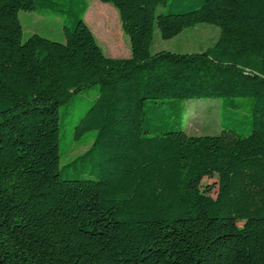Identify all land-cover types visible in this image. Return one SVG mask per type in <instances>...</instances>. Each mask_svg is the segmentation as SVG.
<instances>
[{"label":"trees","instance_id":"1","mask_svg":"<svg viewBox=\"0 0 264 264\" xmlns=\"http://www.w3.org/2000/svg\"><path fill=\"white\" fill-rule=\"evenodd\" d=\"M99 1L129 58L103 53L90 0H0V264H264V0ZM20 11L61 18L65 43L24 42ZM200 24L220 29L206 51L151 53L156 29ZM220 98L222 133L188 135L185 103Z\"/></svg>","mask_w":264,"mask_h":264},{"label":"rangeland","instance_id":"2","mask_svg":"<svg viewBox=\"0 0 264 264\" xmlns=\"http://www.w3.org/2000/svg\"><path fill=\"white\" fill-rule=\"evenodd\" d=\"M103 6V7H101ZM104 9V15H99L98 9ZM19 19L23 29V41H27L34 35H40L55 42L65 43L63 33V21L61 18L47 13L20 11ZM85 21L93 32L98 45L103 53L110 58H129L131 45L129 37L124 33L118 11L110 4H104L99 0H90L89 11ZM116 33V35H114ZM220 29L217 26L200 24L186 29L179 36L171 40H163L156 29L151 53L170 51L176 53H201L213 46L219 39ZM99 87L94 85L82 92L88 99H93L98 94ZM226 98L211 100H189L186 106L185 132L192 136H217L222 133L220 119L222 106ZM242 103L241 112L249 115L254 98H236ZM86 102H80L74 110V121H77L86 111ZM96 131L85 132L74 142L70 153L63 155L61 165L73 161L77 156L87 151L93 144ZM203 189H210L212 196L216 197L218 178H205ZM242 225V224H240Z\"/></svg>","mask_w":264,"mask_h":264}]
</instances>
